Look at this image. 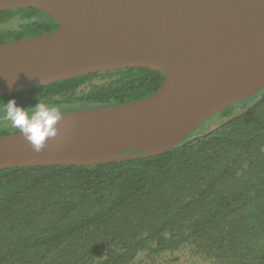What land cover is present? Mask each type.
Listing matches in <instances>:
<instances>
[{
  "label": "trees",
  "instance_id": "trees-1",
  "mask_svg": "<svg viewBox=\"0 0 264 264\" xmlns=\"http://www.w3.org/2000/svg\"><path fill=\"white\" fill-rule=\"evenodd\" d=\"M55 27L33 7L0 11V42ZM163 77L145 67L95 72L0 94V109L10 98L29 111L37 102L61 112L120 104ZM1 116L0 135L18 131ZM191 134L158 155L1 169L0 264H175L180 255L264 264V97Z\"/></svg>",
  "mask_w": 264,
  "mask_h": 264
},
{
  "label": "water",
  "instance_id": "water-1",
  "mask_svg": "<svg viewBox=\"0 0 264 264\" xmlns=\"http://www.w3.org/2000/svg\"><path fill=\"white\" fill-rule=\"evenodd\" d=\"M21 7L56 27L0 42V94L128 67L164 77L142 98L62 112L39 152L19 131L0 135V170L162 154L264 87V0H0Z\"/></svg>",
  "mask_w": 264,
  "mask_h": 264
},
{
  "label": "clouds",
  "instance_id": "clouds-1",
  "mask_svg": "<svg viewBox=\"0 0 264 264\" xmlns=\"http://www.w3.org/2000/svg\"><path fill=\"white\" fill-rule=\"evenodd\" d=\"M12 84H9L11 87ZM19 106L14 98L3 102V119L30 143L34 151L39 152L47 140L58 134V123L62 118L61 110L44 102H37L31 107Z\"/></svg>",
  "mask_w": 264,
  "mask_h": 264
},
{
  "label": "rangeland",
  "instance_id": "rangeland-1",
  "mask_svg": "<svg viewBox=\"0 0 264 264\" xmlns=\"http://www.w3.org/2000/svg\"><path fill=\"white\" fill-rule=\"evenodd\" d=\"M263 97L264 87L258 90L257 92L251 94L250 96L232 103L227 112L224 113L222 111H218L217 113L210 116L208 119H206L204 122H202L195 129L192 130V134L190 137L203 136L204 134L217 129L218 127L227 123L230 119L243 112L246 108L257 102L258 100L262 99ZM1 118H3V116H1ZM171 255H176V253H173ZM175 264H189V262L185 260L184 256L180 255Z\"/></svg>",
  "mask_w": 264,
  "mask_h": 264
},
{
  "label": "flooded vegetation",
  "instance_id": "flooded-vegetation-1",
  "mask_svg": "<svg viewBox=\"0 0 264 264\" xmlns=\"http://www.w3.org/2000/svg\"><path fill=\"white\" fill-rule=\"evenodd\" d=\"M9 95V94H8Z\"/></svg>",
  "mask_w": 264,
  "mask_h": 264
}]
</instances>
